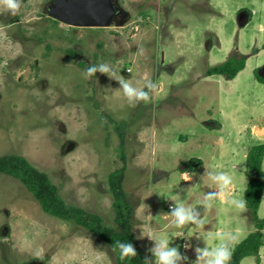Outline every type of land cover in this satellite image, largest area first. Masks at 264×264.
Segmentation results:
<instances>
[{
    "label": "rangeland",
    "instance_id": "obj_1",
    "mask_svg": "<svg viewBox=\"0 0 264 264\" xmlns=\"http://www.w3.org/2000/svg\"><path fill=\"white\" fill-rule=\"evenodd\" d=\"M114 1L109 26L76 27L49 14L54 0H0V156L24 157L65 204L114 228L109 174L123 167L146 264H225L256 230L244 169L264 142V0ZM230 55L246 62L232 82L204 76ZM258 257L240 264H264V244ZM0 264L116 259L0 173Z\"/></svg>",
    "mask_w": 264,
    "mask_h": 264
},
{
    "label": "trees",
    "instance_id": "obj_2",
    "mask_svg": "<svg viewBox=\"0 0 264 264\" xmlns=\"http://www.w3.org/2000/svg\"><path fill=\"white\" fill-rule=\"evenodd\" d=\"M58 22V21H55ZM71 49H69L70 51ZM82 67L85 63H80ZM91 70L92 67L88 66ZM245 67V58L230 55L224 62L209 67L205 74L222 75L230 80L235 78ZM264 81V78L260 76ZM122 144V142H121ZM264 142L252 145L246 155L244 174L247 176V185L244 192L245 204L251 213V219L256 228L243 240L238 242L228 253L225 264H240L246 256H256L262 241L261 231L264 229V217L257 214L264 192ZM198 162V160H197ZM185 171V170H184ZM0 173L7 174L20 180L26 189L34 196L42 210L49 215L63 220H73L91 233L100 237L114 251L116 264H146V254L136 244L130 226V204L125 200L121 182L124 168L121 167L109 174V187L113 194L115 207L116 228L103 224L97 215L90 214L80 207L65 204L57 195L56 187L48 180L44 172L32 166L24 157L18 155L0 156Z\"/></svg>",
    "mask_w": 264,
    "mask_h": 264
},
{
    "label": "water",
    "instance_id": "obj_3",
    "mask_svg": "<svg viewBox=\"0 0 264 264\" xmlns=\"http://www.w3.org/2000/svg\"><path fill=\"white\" fill-rule=\"evenodd\" d=\"M49 14L69 26L107 27L119 8L114 0H54Z\"/></svg>",
    "mask_w": 264,
    "mask_h": 264
},
{
    "label": "crops",
    "instance_id": "obj_4",
    "mask_svg": "<svg viewBox=\"0 0 264 264\" xmlns=\"http://www.w3.org/2000/svg\"><path fill=\"white\" fill-rule=\"evenodd\" d=\"M245 63H246V62H245ZM219 64H220V63H219ZM245 65H246V64H245ZM211 67H212V66H211ZM208 68H209V67H208ZM208 68H207V69H208ZM207 69H206V70H207ZM242 70H243V69H242ZM238 73H240V71H239ZM215 75H216V74H215ZM204 76H206V77H210V76H213V75L207 76L206 74H204ZM236 76H237V75H236ZM236 76H235V77H236ZM233 79H234V78H233ZM227 81L232 82L233 80H232V79H230V80L227 79ZM206 123H207V122H206ZM207 125H208V124H207ZM208 126H211V125H208ZM262 166H263V163H262ZM227 188L230 189L231 191H233V188H230V186H228ZM229 192H230V191H229ZM229 192H228V193H229ZM222 196L224 197V195H222ZM260 205H261V203H260ZM259 207H260V206H259ZM258 210H259V209H258ZM200 218H203V215H202L201 217H199L198 219L200 220ZM198 219H197V220H198ZM234 232H235V231H234ZM194 239H195V238H194ZM195 240H197V239H195ZM185 244H186V246H185V251H187V252H188V251H191V252H192V253H190V254H189V252H188V254H189L190 257L193 258V257H195V256L198 255V253H197L198 250L196 249L197 247L195 248L196 251L193 250L194 248H193L192 244H191V245L189 244V239L186 240V243H185ZM185 244H184V245H185Z\"/></svg>",
    "mask_w": 264,
    "mask_h": 264
},
{
    "label": "built area",
    "instance_id": "obj_5",
    "mask_svg": "<svg viewBox=\"0 0 264 264\" xmlns=\"http://www.w3.org/2000/svg\"><path fill=\"white\" fill-rule=\"evenodd\" d=\"M167 208H168L169 210H171L172 212L177 211V207H176L174 204H172V203H169V204L167 205Z\"/></svg>",
    "mask_w": 264,
    "mask_h": 264
},
{
    "label": "clouds",
    "instance_id": "obj_6",
    "mask_svg": "<svg viewBox=\"0 0 264 264\" xmlns=\"http://www.w3.org/2000/svg\"><path fill=\"white\" fill-rule=\"evenodd\" d=\"M173 204V203H172ZM169 210V209H168Z\"/></svg>",
    "mask_w": 264,
    "mask_h": 264
}]
</instances>
